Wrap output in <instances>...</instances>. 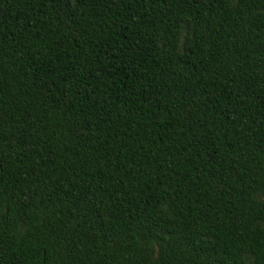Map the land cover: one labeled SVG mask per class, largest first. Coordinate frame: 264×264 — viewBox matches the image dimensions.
<instances>
[{
    "label": "trees",
    "instance_id": "16d2710c",
    "mask_svg": "<svg viewBox=\"0 0 264 264\" xmlns=\"http://www.w3.org/2000/svg\"><path fill=\"white\" fill-rule=\"evenodd\" d=\"M0 264H264V0H0Z\"/></svg>",
    "mask_w": 264,
    "mask_h": 264
}]
</instances>
